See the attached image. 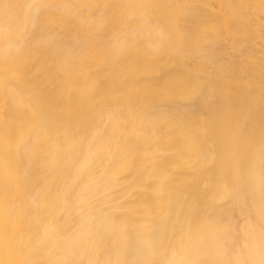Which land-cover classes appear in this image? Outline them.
Wrapping results in <instances>:
<instances>
[{"label": "bare ground", "instance_id": "obj_1", "mask_svg": "<svg viewBox=\"0 0 264 264\" xmlns=\"http://www.w3.org/2000/svg\"><path fill=\"white\" fill-rule=\"evenodd\" d=\"M0 264H264V0H0Z\"/></svg>", "mask_w": 264, "mask_h": 264}]
</instances>
